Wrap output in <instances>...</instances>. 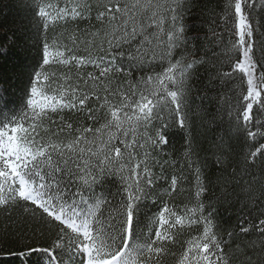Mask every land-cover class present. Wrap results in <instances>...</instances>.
<instances>
[{
    "label": "snow or ice",
    "instance_id": "1",
    "mask_svg": "<svg viewBox=\"0 0 264 264\" xmlns=\"http://www.w3.org/2000/svg\"><path fill=\"white\" fill-rule=\"evenodd\" d=\"M25 7L37 56L18 105L0 89V264H264V4ZM212 99L239 154L192 137L196 119L215 120ZM177 128L188 135L173 159ZM237 204L222 229L218 206Z\"/></svg>",
    "mask_w": 264,
    "mask_h": 264
},
{
    "label": "trees",
    "instance_id": "2",
    "mask_svg": "<svg viewBox=\"0 0 264 264\" xmlns=\"http://www.w3.org/2000/svg\"><path fill=\"white\" fill-rule=\"evenodd\" d=\"M206 10V16H211L213 11L218 12L222 7V0H201ZM26 0H0V89H7L4 93L3 103L11 108L20 103L24 93V88L28 79L31 64L34 63L37 56V49L32 43L33 30L30 26V14L25 7ZM264 4V0H258V5ZM253 23L261 21L264 23V12H256L253 14ZM207 28V25H205ZM59 30V29H57ZM201 34L204 32L201 30ZM211 35V33H208ZM49 35H52L50 32ZM227 39V36L225 37ZM15 41V43H13ZM3 53H7L4 55ZM201 53L198 52L197 56ZM91 70V69H88ZM220 89H214L209 93L210 97H214ZM227 91V89H223ZM195 96V94H194ZM217 100L212 99L204 101V106L211 108V116L215 117L212 121L209 117L196 119L192 125V137L197 145L202 149H209L213 143L224 142V146L231 145L232 150L239 154L246 145L244 138H236L232 125L229 122L227 111H216ZM201 101L195 99L194 106H199ZM253 130H255V121H264V114L260 113L259 107L254 105L253 108ZM188 134L179 128L173 129L169 135V145L166 147L167 152L173 159L179 158L185 150V138ZM201 151V155H205ZM211 156V152L207 153ZM157 171H159L157 169ZM171 169L169 175H171ZM188 175V171L185 170ZM187 187V185H185ZM218 217L220 226L224 230H230L237 223L238 210L240 205L228 207L227 205L218 206ZM4 218V214L0 212V220ZM225 238H227L225 236Z\"/></svg>",
    "mask_w": 264,
    "mask_h": 264
}]
</instances>
